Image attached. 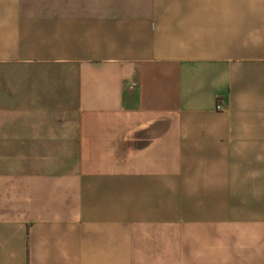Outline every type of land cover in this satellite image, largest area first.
<instances>
[{
	"label": "crops",
	"instance_id": "1",
	"mask_svg": "<svg viewBox=\"0 0 264 264\" xmlns=\"http://www.w3.org/2000/svg\"><path fill=\"white\" fill-rule=\"evenodd\" d=\"M0 264H264V0H0Z\"/></svg>",
	"mask_w": 264,
	"mask_h": 264
}]
</instances>
